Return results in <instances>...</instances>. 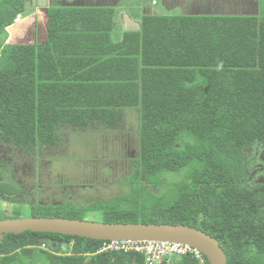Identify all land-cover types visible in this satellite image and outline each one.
Listing matches in <instances>:
<instances>
[{
    "label": "trees",
    "instance_id": "1",
    "mask_svg": "<svg viewBox=\"0 0 264 264\" xmlns=\"http://www.w3.org/2000/svg\"><path fill=\"white\" fill-rule=\"evenodd\" d=\"M25 2L0 0L3 135L24 148L54 146L64 126L117 130L125 108H132L140 151L129 190L89 201L85 209L103 222L193 226L219 240L227 264H264V182L247 186L248 149H264L261 0V15L148 11L120 41L113 39L110 0L55 1L40 8L33 24L16 21ZM16 28L13 40H34L7 42ZM183 169L182 181L161 195L152 192L165 173ZM12 186L0 180V194ZM39 205L31 216L83 219L79 214L87 211L71 202ZM20 216L14 211L0 219ZM104 241L37 231L0 234V264H146L141 253L99 252ZM162 264L200 262L183 255ZM204 264H210L206 256Z\"/></svg>",
    "mask_w": 264,
    "mask_h": 264
},
{
    "label": "rangeland",
    "instance_id": "2",
    "mask_svg": "<svg viewBox=\"0 0 264 264\" xmlns=\"http://www.w3.org/2000/svg\"><path fill=\"white\" fill-rule=\"evenodd\" d=\"M55 1L59 0H27L25 12L16 21L29 19L30 23L33 24L40 8L48 7L50 3ZM77 1L60 0L61 3L65 4L78 3ZM110 1L116 2V0ZM152 2L153 0H121L118 6L115 5L116 15L119 18V13L125 11L141 17L147 6H151L153 13L166 15L188 12L261 15L259 0H156L155 4ZM211 2H214V9L212 7V10H209L208 5ZM263 5L264 1L262 2ZM14 26L17 24L15 23ZM123 28L124 24L121 21L118 22L113 34L114 41L122 39ZM16 30L18 28L9 32L7 42H30L34 40L33 35L24 39L13 40L12 34ZM41 35H44V32ZM120 127L113 131L104 128L79 131L71 126L62 127L61 130L64 131L66 140L56 147V152H51L52 149H48V153H46L47 160L51 162L50 170L46 172L48 164L44 163L42 165L44 169L43 178L34 177L35 181H30L32 185L38 186L50 195L43 203L50 202L52 205H60L71 202L76 207H84V210H87L84 214H79L83 219L101 221L98 218L100 217L99 214L95 215V211L85 209V207L89 201H106L117 194H126L129 190L130 173L135 166L133 160H137L139 156L140 136L137 112L133 111L132 108H125V119ZM51 154L55 155L50 156ZM248 158L251 162L252 176L247 186L253 187L254 184L264 182V149L261 146L250 147ZM186 174L187 170L184 169L179 172L165 173L163 184L153 188L152 192L156 195L163 194L171 183L182 181ZM32 194L35 197V190L32 191ZM28 202L21 200L19 204L14 205L8 200L0 199V215L11 217L14 209H18L22 217L31 216L33 211L30 204H27Z\"/></svg>",
    "mask_w": 264,
    "mask_h": 264
},
{
    "label": "water",
    "instance_id": "3",
    "mask_svg": "<svg viewBox=\"0 0 264 264\" xmlns=\"http://www.w3.org/2000/svg\"><path fill=\"white\" fill-rule=\"evenodd\" d=\"M26 231L60 233L96 240L181 242L201 250L210 264L228 263L227 254L217 238L201 229L184 224L112 223L66 217L34 216L0 219V234H21Z\"/></svg>",
    "mask_w": 264,
    "mask_h": 264
},
{
    "label": "flooded vegetation",
    "instance_id": "4",
    "mask_svg": "<svg viewBox=\"0 0 264 264\" xmlns=\"http://www.w3.org/2000/svg\"><path fill=\"white\" fill-rule=\"evenodd\" d=\"M60 135L61 140L54 146L34 144L31 148H24L8 140L0 131V180L8 181L13 185L8 189L9 191L6 190L7 194H0L3 195L1 199L8 200L14 205L19 204L21 200H27L29 201L27 204H30L31 208L38 203L40 204L39 206H46L50 203H43L50 195L38 186L32 185L30 181H35L34 177L43 178L44 169L42 165L44 163L48 164L46 172L50 170L51 162L47 160L46 153H48V149H52L51 152H56V147L66 140L64 138V131ZM55 154H51L50 156ZM34 190L35 197L32 194ZM14 211H18V209H14Z\"/></svg>",
    "mask_w": 264,
    "mask_h": 264
},
{
    "label": "built area",
    "instance_id": "5",
    "mask_svg": "<svg viewBox=\"0 0 264 264\" xmlns=\"http://www.w3.org/2000/svg\"><path fill=\"white\" fill-rule=\"evenodd\" d=\"M156 0H153V4ZM103 252H137L145 257L146 264H162L165 259L173 256L191 255L198 260L200 264L205 263V255L198 248L181 242L164 240H105L100 248Z\"/></svg>",
    "mask_w": 264,
    "mask_h": 264
},
{
    "label": "crops",
    "instance_id": "6",
    "mask_svg": "<svg viewBox=\"0 0 264 264\" xmlns=\"http://www.w3.org/2000/svg\"><path fill=\"white\" fill-rule=\"evenodd\" d=\"M106 2H108V0H102L101 3L108 4ZM120 2H121V0H116V2L115 3L113 2L112 5H114V8H115V5L118 6L120 4ZM208 6H209V10H212V7L214 9V2H211ZM151 9H152L151 6H147L144 9L143 15H145L148 11H151ZM206 9H208V8H206ZM115 11H116V9H115ZM142 16L140 17V16H137V15H133L130 12L123 11V12L119 13V18H118V16L115 13V17H114V32L116 31L117 24H118V22L120 23V21H121V23L124 24V28H123L122 35H123V33L126 30H129V29H138L140 27V23H141ZM99 252H103V251H100L99 250Z\"/></svg>",
    "mask_w": 264,
    "mask_h": 264
}]
</instances>
